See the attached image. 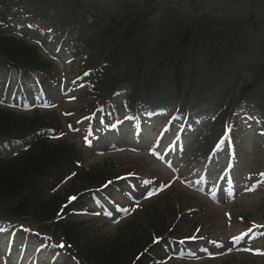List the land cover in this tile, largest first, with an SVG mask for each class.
<instances>
[{
  "label": "trees",
  "instance_id": "obj_1",
  "mask_svg": "<svg viewBox=\"0 0 264 264\" xmlns=\"http://www.w3.org/2000/svg\"><path fill=\"white\" fill-rule=\"evenodd\" d=\"M110 2L113 3L103 7L105 19H99V3L88 0L0 1V68L15 70L21 80L33 77L43 87L50 81L60 80L53 68L60 61L52 58L53 61H46L42 53L49 55L51 50L44 49L43 44L56 45L60 50H69V46L76 48L75 51L84 48L88 55H83L81 67L67 73L73 86L70 96L74 101L70 103L76 102L79 107L64 112V117L78 122L96 116L108 122V117L120 119L123 110L129 119L172 120L165 132L167 136L184 110H190L184 102L190 104L197 97H191L186 90H209L220 85L217 80L204 81L196 75L200 66L196 56L198 47L211 45L217 49L215 40L207 39L218 32L215 21L205 16L192 19L180 16L179 22L164 23L163 14L169 13L170 7L161 0ZM158 21L162 22L159 32L153 30ZM247 21L245 17L241 25L248 26L247 31L252 32ZM259 21L264 24V19ZM206 25L211 28L206 30ZM9 30H13L12 35L7 33ZM23 37L37 38L39 48L29 45V40ZM109 37L113 39L111 52L107 45ZM94 40L104 43L101 50ZM174 48L178 50L175 58L170 51ZM245 49L248 50L247 45ZM213 52L208 53L207 64L211 66L215 57L221 59L218 54L211 57ZM161 54L162 60L156 62ZM74 63L72 60L71 65ZM159 72H163L162 77L158 76ZM224 88L222 93L230 89ZM83 92H87L86 100L81 99ZM248 95L249 91L239 93L238 98L225 103L209 124L207 119L209 133L229 120L232 110L246 102ZM61 118L56 108L29 113L0 107V143L21 139L28 146L12 158L0 159V228L16 232L22 241L42 246L45 252L67 264H165L157 260L164 248H179L194 236L203 249L221 245L205 237L214 230L210 221L202 218L210 215L213 208L196 206L182 195L177 197L174 184L125 212L126 216L114 222L125 220L123 226L113 235L109 234L111 237L93 226L86 227V221L79 217L81 214L85 212L100 219L105 213L99 214L84 205L85 201L91 202V196L106 212L113 210L115 200L120 197L131 199V187L124 186L118 180L120 177L133 175L135 180L128 181L138 188L159 184L164 179H160L159 170L144 165L130 172L112 164L86 167L85 159L61 139ZM123 129L120 125L115 132L122 133ZM49 132L60 140L50 139ZM28 135H36L35 140L29 141ZM213 136L214 133L205 139L207 150ZM232 170L234 173L235 167ZM106 185L108 188L104 189ZM71 196L76 201L71 202ZM144 201L145 205L140 207ZM254 222L248 221V226Z\"/></svg>",
  "mask_w": 264,
  "mask_h": 264
},
{
  "label": "rangeland",
  "instance_id": "obj_2",
  "mask_svg": "<svg viewBox=\"0 0 264 264\" xmlns=\"http://www.w3.org/2000/svg\"><path fill=\"white\" fill-rule=\"evenodd\" d=\"M88 2L100 3L98 6L99 11L97 12L98 18H104L106 11L103 9V7L105 6L103 4L106 3V0H88ZM166 4L179 7L181 10L185 11L187 16H189L190 14V11L188 9V0H168ZM194 4L198 9H200L202 6H208V12H212L213 14L219 16L226 15V22H232V24L235 23V26L238 28V30L234 31V34L226 32L225 27L219 26L215 28V31H219L216 33L219 34L213 33L212 35L207 37V39L210 41L215 40V47H217L219 43H224L221 49L214 50H220L219 53L221 56V60L219 62L222 63L225 71L228 74H231L234 79L233 82L224 83V85L227 88H233L236 85L238 91L245 87H251L249 93V106L251 107V109L262 110L264 114V24H261L262 22L259 21V19H264V0H195ZM244 16L249 20L247 21V24L250 22V25L252 26L251 31L256 34L255 36L239 31V27L245 21ZM167 17L173 18L172 16L168 15ZM219 20H221V18L216 19V21ZM162 21L164 23H167V21L169 20L163 17ZM161 24V21L156 22L153 30L159 32L158 28ZM205 27L206 30H209L211 28L207 25ZM9 31L7 33L12 35L11 32H13V30ZM223 34L227 35L230 38L223 37ZM23 38L27 39L26 37ZM27 40H29V45H32L35 48L37 46L39 48L40 43H38L39 40L37 38ZM239 42L242 43L244 49L240 46ZM94 43L99 50H101L104 46V43H97V41L95 40ZM107 45L109 46V52L114 50V47L111 46L112 43H107ZM245 45L248 46V50L245 49ZM201 47L202 46L198 47L197 54L201 53L200 58L202 62H207L209 60V55H207V52L205 53L203 50L201 52ZM206 47L210 50L214 49V46L211 45H208ZM43 48L47 51H52L50 57L48 56V53L41 52L43 58L46 61H53L51 59L53 57H59V60H61L59 64H53V68L56 70V73L58 74L57 77H59L60 80H57L56 82L50 81L46 83V85H48V87L50 88V91H45V95H48L46 99L49 103L55 106L56 111H58V115L63 116V118H61V132L63 133V137L61 139H63V141H66L67 144H70V147H72L73 150H76V153L80 154L81 159H85L86 167L94 166L96 164H101L102 166H105L106 164L107 166H109L112 164V166L115 165L120 167L121 170L124 169L130 172L132 170H135L138 165H144L152 170L160 171V179H164L158 181L161 186L163 183H166L168 181L173 182L174 186H176L178 190L176 191L177 197L182 195L186 201H189L196 206L199 205L200 207H203L210 205L213 208L210 215L204 216L202 218L205 221H210L214 230L213 232H211V234H207V236L205 237L207 239L210 238L211 240H215L218 245H221L215 246V248L207 247L205 249H202L200 245L197 244V242H188L187 246L176 248L175 253H177L179 258H170L168 259L169 261L165 264H226L227 262H233L235 264H264V255L259 254L264 253V230L256 229L250 232L249 227H251L252 224L248 226V221L250 222V220L255 221L254 227L264 225V179H261V174H258L259 171H264V139L254 129L252 130V128H250L251 126L247 125L249 122L253 121V125H255L254 127H256L257 123L254 121V119L250 118L244 121L247 122V124L244 123L246 131L242 132V135H240V140L230 143L231 147L226 144V142H224V145L222 144L217 151V154H220V158L222 161V157H225L226 159L230 155L229 150H234L235 158L233 162H235L237 158L239 168L245 171L242 172V184H234L235 188L233 189L235 190V192L238 191V194L234 195L230 199L231 201H229L227 204L222 205L216 202L212 203L210 202L211 197L214 198L215 196H218L220 197V200L223 201L226 199L228 194H230V190H228L229 188L227 190L226 188H218V190L216 189L218 186L216 187L215 182L218 175H214L211 182L207 177L205 180L206 186H204V189L202 188L203 190L199 188V185L197 184V180L201 181L200 176H202V179L205 176L206 170L205 166L203 167L200 163L202 162L201 160L195 163L198 158L197 152L200 151L201 156L203 157L205 156V154H207L208 150L201 147L203 143H200L205 140L206 136L212 133H209L208 135H206V133L199 139L198 137L193 135L186 136L188 137V144L186 142V148L189 147V144L191 143H193V145L190 147V156L185 157L182 160L180 158L182 155V151L185 148V144L178 145L177 151L179 154H177L176 156H173L172 152L168 153L167 151L169 150V148H167L161 151V155L166 156V159H158L156 156L150 154V147H142L145 144H140L141 138L135 135L134 124H129L127 127H125V129L129 128L128 130L130 131L127 136H125V134L127 133H123L122 135H115L111 132H107V130H98L97 139L101 140L100 147H87L84 142L87 136V126L81 125L78 122L70 121L69 118L66 119L64 117V112L79 107V104H77L76 102L70 103L74 101V99H71L70 96L72 84L69 81L67 73L69 71H76L81 67L83 55H88L87 50L82 48L75 51L76 48H74L73 46H69L68 51L64 49L60 51V48H58V50L56 51V45L45 46L44 44ZM170 51L174 58L178 55L177 49L174 48ZM95 55L97 58H100V55L98 53H95ZM84 59H86V57H84ZM72 60L75 62L73 65H71ZM160 60H162V54L158 55V60H156V62H160ZM215 62L217 61L214 60V63ZM200 68L205 73L209 74L201 78L204 81H218L219 79H227L226 75H220L214 70L211 65H208L207 63L203 64L202 66L200 64V67L197 68V76H200ZM157 70L163 69L157 68ZM77 73L79 72L77 71L74 74ZM159 75L160 77H162L163 72H159L158 76ZM10 77H12V86L11 84L6 85V82L8 81V79H10ZM18 77L19 76L16 72L9 73V71H3L0 68V105L5 107L9 103L16 104L19 107L27 109L32 107L36 108V104H40L38 103V101L42 102L41 98H44V96L42 95V91L40 92V88H34V80L31 77H24L22 81H18ZM54 85L62 86L64 90H67L68 94H64L65 92L62 91L61 87L56 88ZM185 93L189 94L191 97L197 96L196 99H193L190 104H188L192 109H201L216 101L215 93L211 95H201L198 94V90H186ZM62 94H64L65 96H61ZM86 96L87 92H83L81 99L86 100ZM34 111L40 110L34 109L33 111H29V113ZM121 115L123 116V119H125V113L123 112ZM113 121V118L108 117V122ZM155 122L156 123L148 122L146 126V133H149L150 131L152 134L149 140L150 143H147L151 146H153V142L158 135L160 128L161 130L165 129V127L163 128V126L166 125L162 124V122L160 123L159 121ZM154 124H157V126L155 127ZM94 125L96 126V129L106 126V124L104 125V122L100 119H98L97 122H94ZM193 128L194 127H190L189 130H193ZM220 128L221 127H219V129ZM219 129H217L215 133L221 131ZM239 129L241 130L242 126H240ZM72 130L78 132L73 133L74 131ZM52 140L58 142L60 139ZM108 141H111L110 146H108L107 144ZM124 142H127L130 147L127 148L125 146H120L123 145ZM153 148L156 149L155 146ZM225 159L222 161L224 166L226 165ZM167 162H172L174 168L170 167ZM131 179L135 180V178ZM188 182H194L195 185L197 184L195 187L198 186V190L194 189V186L191 184L189 185ZM183 184H185V186ZM123 185L128 186V183H126L125 181ZM252 185H257L255 190L251 192L247 191L246 189L252 187ZM157 187H159V185L156 184L152 187L136 190V192H133L132 195L142 198L144 194L149 191L155 190ZM131 188L133 191L134 189H136L133 186H131ZM200 190H202L203 192H201ZM184 194H186L187 196H185ZM154 199L150 200V202ZM88 201H85V206L102 212L100 209L101 206L97 201H91L90 203ZM145 203V201L142 202L140 207L145 205ZM115 204L113 205V210L110 209L108 211L109 218H105L107 216L105 213L104 216L102 215L99 217L100 219H98L97 217L88 215L85 212L79 217L80 219H82V221H86V227L93 226L94 229L98 232L103 231L104 234L111 237L110 235L116 233V231L119 230L125 222V220H121L118 223H114L116 221V218H123L124 216H126V214H123L122 216L119 215L118 210L120 208L122 210H125L131 207V204L137 205V203H134L131 200H124V198L121 197L117 199V201L115 200ZM117 206L120 207L118 208V210H116ZM246 216L250 217V219H245ZM110 217H114V219H110ZM102 218L107 219V222H104ZM245 233H248V235L245 236ZM12 236H14V234L11 233L9 229L3 227L0 228V264H21V261H19V259L20 257H22L21 255H24V253L26 255L23 257V259L25 258V263L22 264H31L30 262L31 260H33L32 258L37 256L39 257V264H67L63 259L59 258L56 255L52 256L45 252H41V250H38L37 253H34L37 246L36 244H34V246H27L19 241L15 242V247L12 254L7 255L5 253L7 241ZM190 238L198 237L194 236ZM237 243H240L238 244L239 246H236ZM186 249L191 250L194 253L195 257L191 258L185 256L184 258L182 256V253ZM246 249H251V251H248ZM20 252H22L21 255ZM207 253L213 254L210 258H208V256L206 255ZM164 255H167L166 251L163 256Z\"/></svg>",
  "mask_w": 264,
  "mask_h": 264
},
{
  "label": "snow or ice",
  "instance_id": "obj_3",
  "mask_svg": "<svg viewBox=\"0 0 264 264\" xmlns=\"http://www.w3.org/2000/svg\"><path fill=\"white\" fill-rule=\"evenodd\" d=\"M261 179H264V173L261 174ZM256 187H257V185H252V187L247 188L246 190L249 191V192H251V191H254ZM124 211L127 212L128 210L125 209ZM244 235L246 236V235H248V233H245ZM61 247H63V245H61ZM246 250L251 251V249H246ZM259 254L264 255V253H259Z\"/></svg>",
  "mask_w": 264,
  "mask_h": 264
}]
</instances>
